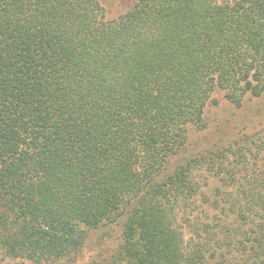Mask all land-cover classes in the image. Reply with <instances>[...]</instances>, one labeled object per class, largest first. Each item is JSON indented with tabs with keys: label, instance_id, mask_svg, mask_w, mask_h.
Listing matches in <instances>:
<instances>
[{
	"label": "trees",
	"instance_id": "trees-1",
	"mask_svg": "<svg viewBox=\"0 0 264 264\" xmlns=\"http://www.w3.org/2000/svg\"><path fill=\"white\" fill-rule=\"evenodd\" d=\"M218 93L242 129L191 155ZM119 221L112 264H264V0H0V255Z\"/></svg>",
	"mask_w": 264,
	"mask_h": 264
},
{
	"label": "rangeland",
	"instance_id": "rangeland-1",
	"mask_svg": "<svg viewBox=\"0 0 264 264\" xmlns=\"http://www.w3.org/2000/svg\"><path fill=\"white\" fill-rule=\"evenodd\" d=\"M138 0H98L104 9L107 20H115L129 11ZM218 102L205 114L207 128L202 131L189 130L188 152L199 154L224 143L241 128L243 112L230 106L218 93L214 96ZM122 221L106 228L89 233L84 247L65 258L40 264H112L120 243ZM0 264H34L21 259H8L0 255ZM212 264V263H208Z\"/></svg>",
	"mask_w": 264,
	"mask_h": 264
}]
</instances>
